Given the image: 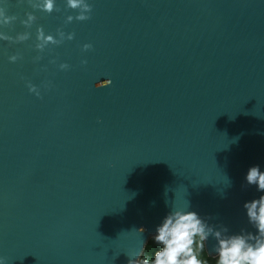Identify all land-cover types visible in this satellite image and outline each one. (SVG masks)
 <instances>
[{"label": "water", "instance_id": "1", "mask_svg": "<svg viewBox=\"0 0 264 264\" xmlns=\"http://www.w3.org/2000/svg\"><path fill=\"white\" fill-rule=\"evenodd\" d=\"M89 2L90 19L66 23L78 10L64 0L52 14L8 0L18 19L3 31L32 37L0 41V255L128 264L185 199L210 223L250 228L243 203L259 193L244 177L264 168V0ZM41 25L75 38L36 60Z\"/></svg>", "mask_w": 264, "mask_h": 264}, {"label": "clouds", "instance_id": "2", "mask_svg": "<svg viewBox=\"0 0 264 264\" xmlns=\"http://www.w3.org/2000/svg\"><path fill=\"white\" fill-rule=\"evenodd\" d=\"M32 8L52 14L59 11L57 0H28ZM65 7L77 11L75 15H67L66 23L73 21H86L90 19L93 5L89 0H64ZM27 18L22 23L31 28L38 17L33 12L26 13ZM18 18L9 14L8 0H0V41L20 43L32 37L31 32H23L15 37L10 36L3 28L12 24ZM75 33H65L57 29L55 33L46 32L41 25L36 30L35 50L36 60H42L43 54L51 46H60L65 40H73ZM84 50L92 48L90 43L83 45ZM21 57L13 54L8 57L12 63ZM56 63L55 60L51 61ZM86 63V61H84ZM61 70H67V62L60 63ZM47 86V85H46ZM28 89L37 97H41V89L34 83H28ZM245 187H254L258 196L243 203L244 216L247 225L239 231H231L223 224L210 223L211 216H202L198 211L192 210L191 204L185 199L182 205L172 204L171 210L164 215L155 226L151 236L159 247L151 258L142 255V249L130 257L128 264H264V168L259 164L250 166L244 177ZM155 203V202H153ZM167 203V201H166ZM136 231V230H135ZM146 231L144 227L137 231L140 235ZM212 238L216 241L211 250L207 242ZM147 242L143 240V245ZM207 248L208 256L203 253ZM0 264H7L4 256L0 255Z\"/></svg>", "mask_w": 264, "mask_h": 264}, {"label": "trees", "instance_id": "3", "mask_svg": "<svg viewBox=\"0 0 264 264\" xmlns=\"http://www.w3.org/2000/svg\"><path fill=\"white\" fill-rule=\"evenodd\" d=\"M158 245L153 241V240H150L149 243L147 244L146 246V249L143 253V256H146V257H149L151 258V256L154 254V252L158 249ZM203 255L208 258V259H211L210 256H208V252L207 250L205 249V252L203 253Z\"/></svg>", "mask_w": 264, "mask_h": 264}]
</instances>
